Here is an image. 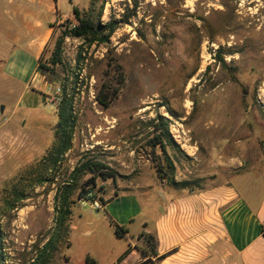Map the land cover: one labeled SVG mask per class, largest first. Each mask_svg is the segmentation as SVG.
<instances>
[{
  "label": "rangeland",
  "instance_id": "rangeland-1",
  "mask_svg": "<svg viewBox=\"0 0 264 264\" xmlns=\"http://www.w3.org/2000/svg\"><path fill=\"white\" fill-rule=\"evenodd\" d=\"M71 1L81 18L116 28L103 44L87 47L80 39H64L66 69L82 68L77 125L72 149L50 174L53 182L38 185L37 178L21 177L53 142L63 76L45 79L37 59L44 51L47 61L60 26L77 21L67 0H58L67 13L56 11L52 23L34 27L31 10L7 9L19 2L0 0V264H46L49 250L36 257L48 240L58 249L47 264H82L85 255L97 264H131L130 239L116 238L102 205L95 210L91 202L141 193L140 214L134 193L106 210L131 237L143 223L148 231L154 226L159 210L154 193H197L237 176L254 185L264 172V0ZM48 28L52 36L44 47L31 50ZM79 47L82 60L76 65ZM110 59L121 66L124 83L102 109L96 91L106 82L117 87V76L106 67ZM157 116L178 147L165 149L173 173L159 176L155 167L165 170L164 156L147 146L149 123ZM85 161L101 163L115 180L94 178V188H85L92 200H78L73 191L69 234L61 240L56 186ZM15 187L26 198L13 208L16 197L9 194Z\"/></svg>",
  "mask_w": 264,
  "mask_h": 264
},
{
  "label": "crops",
  "instance_id": "crops-1",
  "mask_svg": "<svg viewBox=\"0 0 264 264\" xmlns=\"http://www.w3.org/2000/svg\"><path fill=\"white\" fill-rule=\"evenodd\" d=\"M10 1L19 2V7L8 3L7 9L31 10L32 27L39 26L41 22L52 23L56 11L67 13L66 10L61 11L58 0ZM67 1L72 8V1ZM51 34V28H48L43 39L39 40L41 43L30 49L40 52ZM36 36L39 34H35L34 38ZM133 193L136 197L131 198L137 203V214L141 213L138 205L141 193L122 192L100 209L108 222L126 229L122 222L119 221V225L115 223L106 210ZM154 194L159 209L154 226L148 231L147 223H143L142 230L131 237L127 231L126 240L130 239L128 251L133 253L131 264L140 261L139 249L145 248L143 241L137 238L142 232L151 234L155 239V256L152 259L161 257L157 264H264V172L254 185L243 184L242 177L237 176L225 184L197 193ZM87 256L90 257L85 255L84 259ZM118 261L116 264H119Z\"/></svg>",
  "mask_w": 264,
  "mask_h": 264
},
{
  "label": "trees",
  "instance_id": "trees-1",
  "mask_svg": "<svg viewBox=\"0 0 264 264\" xmlns=\"http://www.w3.org/2000/svg\"><path fill=\"white\" fill-rule=\"evenodd\" d=\"M72 13L76 18L77 24L73 28L68 27V24L60 26L62 32L55 41L54 49L51 52L49 59L47 61L43 60L44 51L41 52L37 59L39 74L45 79L52 81L53 79L60 77V74L63 76L60 98L56 106L57 121L53 129V142L45 155L36 163V165L24 171L21 177V179L24 180L25 178H37L38 183L36 184L38 185H41L44 182H53V178H50V174L61 167L65 155L72 149L74 131L77 125L76 105L82 92L79 85L81 81L78 82V80L79 77H81L82 68L79 66L76 68L77 71L75 72L66 69L62 60V46L64 39H80L83 41L82 45L87 47L94 43L103 44L109 41V38L116 28L115 25L111 23L103 26L95 24L91 21V18L88 15L81 18L78 9L74 6L72 7ZM82 48L83 47H79L78 49L75 59L76 65L81 64ZM106 67L110 71L113 70L114 74L117 76V79H115L117 87H113L111 85L112 82H106L100 86L98 91H96L94 100L102 109L108 108L113 103L119 92V87L124 83L121 66L115 59H110V63H108ZM163 121L164 119L159 116L150 121L149 127L151 129V136L147 141V146L152 152L158 147L164 156L165 170L163 171L161 167H155L157 176H159V174L167 175L169 172L173 173L174 167L166 156L165 149L166 147L178 148L171 137L168 126ZM88 174L91 177L87 178L82 183H79L80 178ZM70 177L73 179H70ZM98 177L103 181L106 179H112V181L115 180L114 173L107 171V167H104L101 163L85 161L77 164L69 173V176L57 184L54 194V210L57 216L55 219V227H57L58 232L61 233V240L69 234V218L71 216L70 208L71 205L75 203L71 199L73 191L77 190L78 200H92L94 196L88 197L87 195L91 194L90 190L94 188V178ZM85 188L91 189L86 190ZM9 195L16 197V199L12 198L13 201L10 204L13 208H16L14 206L17 204L14 202L22 201L26 198L25 195L17 190V187L12 188ZM117 196V193H114L113 197L108 200H101V205L104 206L107 202ZM110 226L113 227L116 238L127 239L126 229L117 225H112V223H110ZM137 238L138 240L143 241L145 248L139 249L140 261L136 264H157L161 257H156L155 260L152 259V257L155 256L154 237L151 234L142 232ZM69 246L70 243L67 241L66 247L68 248ZM57 249V246L51 247V242L48 240L42 247L36 259L38 257L42 258V256L45 257L43 253L45 250H49L46 259L44 260V263L47 264ZM84 264H97V262L87 256L84 259Z\"/></svg>",
  "mask_w": 264,
  "mask_h": 264
},
{
  "label": "built area",
  "instance_id": "built-area-1",
  "mask_svg": "<svg viewBox=\"0 0 264 264\" xmlns=\"http://www.w3.org/2000/svg\"><path fill=\"white\" fill-rule=\"evenodd\" d=\"M75 26L74 23L69 22L68 27L73 28ZM91 207L95 210H99L101 208V203L99 201H93L91 202Z\"/></svg>",
  "mask_w": 264,
  "mask_h": 264
}]
</instances>
